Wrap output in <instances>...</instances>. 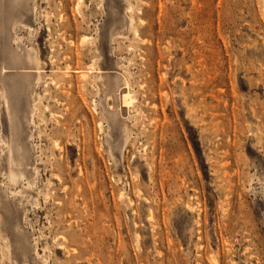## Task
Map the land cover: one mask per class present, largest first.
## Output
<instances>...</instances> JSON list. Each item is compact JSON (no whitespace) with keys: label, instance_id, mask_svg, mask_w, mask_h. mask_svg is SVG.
Listing matches in <instances>:
<instances>
[{"label":"rangeland","instance_id":"rangeland-1","mask_svg":"<svg viewBox=\"0 0 264 264\" xmlns=\"http://www.w3.org/2000/svg\"><path fill=\"white\" fill-rule=\"evenodd\" d=\"M8 46L42 79L0 63V264H264V0H0Z\"/></svg>","mask_w":264,"mask_h":264},{"label":"bare ground","instance_id":"bare-ground-1","mask_svg":"<svg viewBox=\"0 0 264 264\" xmlns=\"http://www.w3.org/2000/svg\"><path fill=\"white\" fill-rule=\"evenodd\" d=\"M81 4L79 5H82V1H80ZM77 6L78 7V11L80 10L81 11V6ZM130 7V6H129ZM130 19V18H129ZM131 22V21H130ZM130 27V26H129ZM131 28V27H130ZM131 30V29H129ZM133 30V29H132ZM130 32V31H129ZM132 32V31H131ZM133 34H134V31H133ZM14 36V35H13ZM95 38L93 39H90L88 36H84L82 39H81V42L80 44L83 42H90V43H95ZM13 42H17L18 41V38H15V39H12ZM20 42V41H19ZM19 45V44H18ZM11 50L8 51V54L3 58V60L0 62L2 67H1V74H3V77L4 78V75L5 73H7V71L9 69H17V70H21L23 72L25 71H29V72H26L25 73V76H24V82H26V85L28 87H34L36 84H38V82L41 81L42 79V76H41V68L39 67V61L37 59V56L36 54L33 52L32 49L30 50H25V49H12L11 46H8ZM96 48V47H95ZM99 59V58H98ZM97 59V61H98ZM97 61L95 63H97ZM66 66V65H65ZM64 66V67H65ZM95 64H91L90 67L86 70H81L79 67L77 70H73V69H66V71H77L80 76H79V80H80V85H79V88L82 90V91H87L88 90V87L92 86L91 85V78L89 77V74L92 73L93 71L96 70L95 68ZM55 68V67H54ZM76 69V68H74ZM98 69V68H97ZM102 69V68H101ZM76 72V73H77ZM98 72V70H97ZM126 71H124L123 73H125ZM31 74H34V75H30ZM94 73V72H93ZM100 73V72H98ZM127 73V72H126ZM129 73V72H128ZM128 76H131L130 74H127ZM126 76V75H125ZM6 79V78H5ZM97 80V81H96ZM96 80L92 83L93 84V87L95 88L96 87V90H95V94L97 96H99V94L101 93V91L103 92L104 95H108V100L110 101H113V98L111 94H113L112 92H106V85L104 84V81H101L102 80V77L101 76H98L96 77ZM1 98L3 99L4 101V106L6 107V111L8 113V117L11 119L10 122H13V112L10 108V99H9V96H8V93H7V89H6V85L4 84V80H1ZM122 83L123 85H125L126 89H127V93H125L123 96H121L120 98V101H121V104H123V106H129L130 104L134 103V96H132V92L130 91V83L128 81V79L126 77H123L122 78ZM35 88V87H34ZM102 88L104 90H102ZM94 90V89H93ZM132 90V89H131ZM37 91V90H36ZM113 91V90H112ZM44 93V92H43ZM46 93V92H45ZM102 94V93H101ZM35 95V94H34ZM42 95V94H41ZM32 96V95H31ZM37 97V96H36ZM31 98V97H30ZM100 98V97H99ZM1 99V100H2ZM107 101V100H106ZM36 102V100H35ZM93 109L94 111H97L98 110V106H99V103L97 100H94L93 101ZM35 105V104H34ZM37 106V105H36ZM35 106V107H36ZM1 107V106H0ZM32 107V106H31ZM38 108V107H37ZM110 108V107H109ZM34 109V107H33ZM32 109V110H33ZM46 109V108H45ZM112 109V107L110 108ZM37 110V109H36ZM101 111V110H100ZM103 112V111H102ZM6 114V113H5ZM35 116V114H34ZM7 117V118H8ZM9 120V119H8ZM31 121V120H30ZM34 121V120H33ZM9 122V121H8ZM12 124V123H11ZM35 126V125H34ZM36 127V126H35ZM38 128V127H37ZM98 129L100 131H102L104 128H103V125H102V122L99 121L98 123ZM16 127H14V125L12 124V127H11V134H10V141L8 142L7 146H6V149H7V155H6V161H7V172H8V180H9V185H12V184H17L21 179H23L25 177V175L27 174V166H28V157L26 156L25 154V149L22 145V142L21 140L19 139L18 137V134H17V131H16ZM40 130V129H39ZM106 131V130H105ZM104 132V130H103ZM4 139V138H3ZM6 140V139H5ZM4 141V140H3ZM55 145V144H54ZM57 145V144H56ZM3 146V145H2ZM38 147V146H37ZM5 148V147H4ZM60 149V148H59ZM4 151V150H3ZM39 153V151L37 152ZM36 153V154H37ZM35 154V155H36ZM44 154V153H43ZM44 161V160H43ZM3 168V167H2ZM31 174V173H30ZM33 174V173H32ZM30 176V175H29ZM31 182V181H30ZM121 196V195H120ZM6 249V248H5ZM5 249H2V251ZM4 256V254H3Z\"/></svg>","mask_w":264,"mask_h":264}]
</instances>
